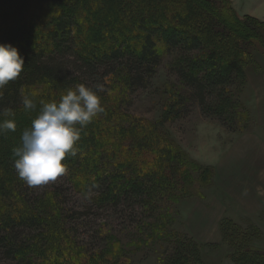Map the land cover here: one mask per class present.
<instances>
[{
    "label": "trees",
    "instance_id": "16d2710c",
    "mask_svg": "<svg viewBox=\"0 0 264 264\" xmlns=\"http://www.w3.org/2000/svg\"><path fill=\"white\" fill-rule=\"evenodd\" d=\"M0 43L24 58L20 76L0 90V111L11 109L17 125L0 133V264H129L105 222L96 229L97 243L79 241L54 188L36 192L18 177L12 150L21 132L41 100H59L77 84L102 85L105 110L82 130L77 155L64 161L62 177L88 202L74 220L129 209L138 211L139 230L150 228L134 248L152 237L166 240L160 234L170 203L209 188L215 174L173 143L164 125L193 101L229 131L245 129L250 115L240 95L246 67L256 52L264 55V21L239 14L230 0H0ZM165 56L178 90L166 85L160 119L132 115L123 107L127 95L150 86ZM117 72L119 87L110 80ZM33 91L37 108L26 110L22 98ZM231 221L221 219L220 231ZM171 237L176 242L163 264H192L189 239ZM233 241L227 258L264 264L263 248Z\"/></svg>",
    "mask_w": 264,
    "mask_h": 264
},
{
    "label": "rangeland",
    "instance_id": "374dc122",
    "mask_svg": "<svg viewBox=\"0 0 264 264\" xmlns=\"http://www.w3.org/2000/svg\"><path fill=\"white\" fill-rule=\"evenodd\" d=\"M230 1L232 5L235 3L233 7L240 13L264 16V0ZM254 59L245 69L246 80L240 95L250 115L244 130L229 131L218 120L204 116L193 101L185 103V114L180 119L165 122L164 128L173 143L181 147L190 159L212 167L215 174L209 188L199 189L196 195L170 203V221L166 232L160 234L166 240L152 237L153 240L141 241L138 248H134L141 238L138 237L150 232V228L139 230L138 211L129 209L125 213L106 209L101 218L86 214L83 219L74 220L87 206V198L77 195L62 176L55 182L36 186V192L54 188L64 202L66 222L72 226L79 241L97 243L99 235L96 229L105 222L107 229L115 234L114 238L121 245L129 264H163L162 260L171 254L176 242L171 237L172 232L192 243V264L219 263L227 258L226 255L235 252V239H240L243 247L251 244L264 249V55L256 52ZM169 60V56L164 57L149 87L127 95L123 107L129 113L148 121L160 119L166 85L171 83L178 90L177 79L167 69ZM122 79V72L110 77L116 87L122 85ZM166 206L167 203L163 204L164 209ZM71 209L76 212L74 215ZM90 216L94 219L89 220ZM223 218L232 221L222 232L218 222ZM257 227L260 229L258 232Z\"/></svg>",
    "mask_w": 264,
    "mask_h": 264
},
{
    "label": "clouds",
    "instance_id": "9594fccd",
    "mask_svg": "<svg viewBox=\"0 0 264 264\" xmlns=\"http://www.w3.org/2000/svg\"><path fill=\"white\" fill-rule=\"evenodd\" d=\"M24 68V58L11 44L0 43V90L9 82L16 80ZM77 84L63 92L59 100L39 102L37 115L31 120L20 137V145L12 150L13 166L18 177L29 187L55 182L67 172L64 163L67 156L75 157L79 151L77 142L82 130L100 113L104 112L99 92ZM33 91L22 98L26 110H34L37 104ZM0 133L15 132L14 112L5 108L0 111Z\"/></svg>",
    "mask_w": 264,
    "mask_h": 264
},
{
    "label": "crops",
    "instance_id": "0c3cea01",
    "mask_svg": "<svg viewBox=\"0 0 264 264\" xmlns=\"http://www.w3.org/2000/svg\"><path fill=\"white\" fill-rule=\"evenodd\" d=\"M233 5L235 6V3H233ZM232 5V6H233ZM237 7H239L240 8V6H237ZM234 8V7H233ZM239 14H241V15H251V16H253V17H255V18H257V19H259V20H261V21H264V16H259L258 14H256V13H251V14H248V13H240L238 10H237V8H234ZM221 220V219H220ZM220 220H219V222H218V227H219V223H220ZM207 264H238V263H236V262H234L232 259H229V258H223L219 263H213V262H207Z\"/></svg>",
    "mask_w": 264,
    "mask_h": 264
}]
</instances>
